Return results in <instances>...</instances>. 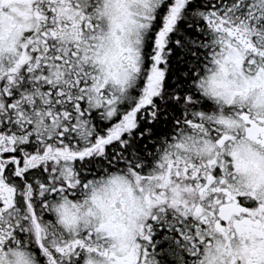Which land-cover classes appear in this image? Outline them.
Instances as JSON below:
<instances>
[{
	"label": "snow or ice",
	"instance_id": "snow-or-ice-1",
	"mask_svg": "<svg viewBox=\"0 0 264 264\" xmlns=\"http://www.w3.org/2000/svg\"><path fill=\"white\" fill-rule=\"evenodd\" d=\"M0 264H264V0H0Z\"/></svg>",
	"mask_w": 264,
	"mask_h": 264
}]
</instances>
